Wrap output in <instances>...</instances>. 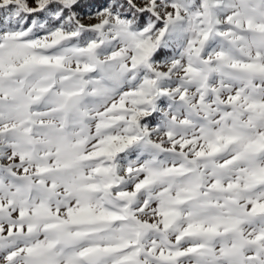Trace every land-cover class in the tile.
<instances>
[{"label":"snow or ice","instance_id":"snow-or-ice-1","mask_svg":"<svg viewBox=\"0 0 264 264\" xmlns=\"http://www.w3.org/2000/svg\"><path fill=\"white\" fill-rule=\"evenodd\" d=\"M0 264H264V0H0Z\"/></svg>","mask_w":264,"mask_h":264}]
</instances>
